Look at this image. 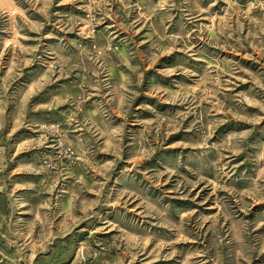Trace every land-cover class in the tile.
I'll return each mask as SVG.
<instances>
[{
  "label": "rangeland",
  "instance_id": "374dc122",
  "mask_svg": "<svg viewBox=\"0 0 264 264\" xmlns=\"http://www.w3.org/2000/svg\"><path fill=\"white\" fill-rule=\"evenodd\" d=\"M0 264H264V0H0Z\"/></svg>",
  "mask_w": 264,
  "mask_h": 264
}]
</instances>
